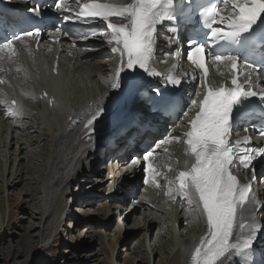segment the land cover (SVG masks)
<instances>
[{"label":"snow or ice","instance_id":"snow-or-ice-1","mask_svg":"<svg viewBox=\"0 0 264 264\" xmlns=\"http://www.w3.org/2000/svg\"><path fill=\"white\" fill-rule=\"evenodd\" d=\"M73 3L78 4V0ZM53 6L57 12L66 9L64 0H56ZM187 8H192L195 22L185 31L181 21ZM32 11L36 16L41 14L39 6ZM225 11L227 14H222ZM81 18L106 23L110 30L106 42L112 45L110 50L118 57L111 77L115 92L111 101L113 107H98L91 114L85 124L86 135L91 139L103 130L100 125L109 119L117 122L127 119L129 101L143 96L145 81L149 77L161 78L167 86L151 89L149 111L173 126L181 116L188 117V130L171 137L177 142L183 139L189 157L185 169L176 177L175 191L194 210H199L206 223V234L194 249L192 264H264V244L259 243L264 239V223L248 215L256 207L264 208V203L250 198L251 183L241 184L232 172L237 164L245 169L251 166L255 176L253 162L264 158V145L250 146L251 137L247 134L233 136L234 130H241L247 124L264 137V85L258 86V81L264 77V57L249 60L244 55L257 43L264 51V0H207L203 4L196 0H131L128 4L93 0L79 7L75 17L63 16L65 22ZM113 18L121 22H112ZM0 32L3 33L0 60L14 53L15 43L24 36L40 35L39 30L9 33L2 22ZM182 32L186 58L200 70L198 75L194 70L189 77L198 81L200 91L187 100L181 86L186 82L182 81V76L189 74H164L154 63L157 52H164L160 57L164 63L167 62L165 57L179 55ZM160 40L162 42L158 43ZM164 42L169 47L175 43L177 47L165 51ZM209 63L217 69L223 65L229 74L223 84L217 86L209 80ZM21 111L22 106L16 100L6 109V113L13 116ZM257 112L262 114L259 123L252 120ZM243 131L247 133L248 129L244 127ZM167 142L170 141H156L142 157L134 159L142 158L147 163L146 170L154 173L150 157L161 143ZM260 181L264 183V176ZM257 253L259 258L253 259Z\"/></svg>","mask_w":264,"mask_h":264},{"label":"bare ground","instance_id":"bare-ground-1","mask_svg":"<svg viewBox=\"0 0 264 264\" xmlns=\"http://www.w3.org/2000/svg\"><path fill=\"white\" fill-rule=\"evenodd\" d=\"M113 1L117 4L131 3V0ZM50 37L60 38V41L51 42L48 40ZM96 41L94 43L87 37L73 38L61 31H53L41 42L40 56L32 55L24 46L16 51L15 57L0 60V80L5 81L0 83V136L6 141V163L2 178L5 193L9 194V189L16 190L20 185L16 178L18 162H23L27 157L32 158L30 166L33 167L34 172L31 173L30 181L38 192L36 184H41L40 194L42 195L39 203L36 204L34 214V219L38 220V223L33 224L31 229L37 237L45 238L51 224H54L53 232L47 239H50V242L52 239L55 241L63 238L65 233L63 228L67 226L69 218L72 220L75 218L85 226L88 224L90 229H94L96 218L99 216L90 213L100 201L106 203L100 211L107 212V220L113 216V210H116V214L122 218L125 215V213L120 214L121 209H125L122 206H128L134 202L133 205H135L124 217L126 221H120L119 236L111 235L113 239L110 240V246L113 251V260L118 250L116 246L120 241L118 239L125 233L139 237L144 233L151 234L159 228L161 233L155 244L145 239L148 243L145 250H142V257H148L152 262L153 258L160 256L158 264H192L191 257L194 249L199 245L207 229L199 210H194V207L175 191L176 177L179 171L185 169V161L189 160L184 144L173 143L161 148V152H168L164 159L168 171L165 187L162 191H145L140 204L135 202V198L143 187L144 173L142 164L133 160L134 156L142 151L140 147L130 151L129 139L137 131V126L142 125L143 122L160 123L157 117L149 114L148 100L144 95L149 92V84L145 83L142 97L129 101L132 109L122 125L110 128L104 134L96 133L91 139L86 135L87 119L98 107L112 109L111 101L115 95L111 87V77L115 72L118 57L105 52L110 46L104 42L103 38H98ZM161 42L162 40L158 41V43ZM167 48L168 45L164 42V50L167 51ZM58 54L60 55L59 69L51 73L49 64ZM162 56H164L163 51L157 52L154 63L165 74L174 73L176 65L183 66L172 55L165 57L166 63L161 62ZM212 71L213 82L223 78L220 74L222 68L213 67ZM185 77L191 89L195 87L194 84L197 81L193 82L189 78L190 75ZM45 93L47 96L44 95ZM40 95L45 97L44 100L40 99ZM190 96L189 91L185 95V100ZM12 100L18 101L22 106L19 115L13 116L6 113ZM112 121L109 119L100 127L108 126ZM187 122L188 117L183 120L181 126L186 127ZM180 131L182 130L173 131L172 137ZM33 134L39 135L40 140L37 144L43 143L46 151L44 159L41 158L42 162L39 164L28 151L30 145L27 139ZM44 143L47 146L49 144L47 149ZM13 146H16L15 151H12ZM124 150H127V153L122 157L120 154ZM95 153L97 155L94 156ZM12 162H14L13 165ZM89 173H92L90 178ZM9 174L10 177L7 178ZM241 177L244 183L252 181L249 197L264 200V183L260 181L261 176L256 180L250 175ZM84 184L86 189H89L86 195H84L85 191L81 194L79 191ZM107 184L112 186L111 193H108L106 197L95 196V192H100V189L105 188ZM77 195L79 196L77 208L81 209L82 213L75 217V213L70 215L73 210H70L71 204L68 199ZM110 200L113 202L110 203ZM114 204L118 205L113 206ZM139 214H142L144 220H139L131 229L125 231L123 223H130L134 217H139ZM248 215L254 216L257 221H264V209L257 211L254 208ZM0 219L1 221L4 219L1 212ZM107 220L101 219V222H98L100 227L109 226L106 224ZM184 226L186 228L183 229ZM68 228L72 229V227ZM36 230H38L37 233H35ZM92 234L93 238L95 232L93 231ZM103 237L107 242L109 241L107 234ZM260 243L264 244V239H261ZM142 257L137 255L138 259L131 258V260L133 264H136Z\"/></svg>","mask_w":264,"mask_h":264},{"label":"rangeland","instance_id":"rangeland-1","mask_svg":"<svg viewBox=\"0 0 264 264\" xmlns=\"http://www.w3.org/2000/svg\"><path fill=\"white\" fill-rule=\"evenodd\" d=\"M1 138L0 136V212L3 214L4 219H2V221L0 219V224L2 223V225H0V264H133V258H137V255L143 256L141 255L142 250H145L148 243L145 242L146 238L150 243L153 242L155 244L157 242L160 237L159 234L161 233L159 228L151 234L144 233L139 237L129 236L125 233L122 238L118 239L120 240L116 245L118 246V250L113 260V251L110 246V240L113 239L111 235L118 234L119 236L118 230L120 221L126 219L124 217L127 216L135 205H133L134 202L128 206H122V208H125L120 211L121 215L125 213L122 218H119L116 214V210H113V216L109 217V220H107V212L100 211V208L106 203L100 201L96 204L94 211L90 214L98 215L100 218H96L95 228H91L95 232L93 238V231H91L88 224L85 226L82 222L75 220L74 217L73 220L69 218L67 226L63 228L65 229L63 238L55 241L52 239L50 242V239H47L53 232L54 224H51L47 231L45 236L47 240L44 237H37L31 229L33 224L38 223V220L34 219V214L36 212V204L39 203V199L42 198V195L40 194L41 184H36L38 186V192L36 187H34L35 185L30 181L31 173L34 172L33 167L30 166L32 158L28 159L27 157L23 162H18L16 166V178L17 181L19 180L18 184L20 185L16 190L9 189V194L7 192L5 193L2 178L4 176V166L6 163V141L4 138ZM39 140L38 134H33L27 139V143L30 145L28 151L33 155L35 161L37 160L38 164L42 162L40 159H44V154L46 153L43 143L37 144ZM45 145L47 149L49 144L48 146L47 144ZM15 148L16 146H13L12 151H15ZM13 164L14 162H12V165ZM9 177L10 174L7 178ZM83 186L84 187L79 191H81L80 194L85 191L84 195H86V191L89 189H86L85 184ZM111 190V184H107L105 188L100 189V192H95V196L106 197L108 193H111ZM78 195L68 199L71 204L70 210H73L70 215H74L75 213V217L76 215L78 217L79 214L82 213L81 209L77 208ZM136 200L141 201L140 197H137ZM109 202L112 203L113 201L110 200ZM117 205L118 204H114L113 206ZM80 208H82V206H80ZM101 219L107 220L106 224H109V226H106V228L100 227L101 225L98 222H101ZM139 220H144L142 214H139V217H134L130 223H126L125 220V223H123L126 228L125 231L131 229ZM68 227H72V229ZM184 228H186V226H184L183 229ZM78 229H81V231H78ZM37 231L38 230H36L35 233H37ZM104 234L109 236L108 242L110 243L105 240L103 237ZM159 260L160 256L156 259L153 258L152 262H150L148 257H142L136 264H158Z\"/></svg>","mask_w":264,"mask_h":264}]
</instances>
